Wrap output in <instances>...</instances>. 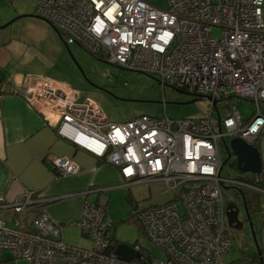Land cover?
I'll use <instances>...</instances> for the list:
<instances>
[{
    "label": "built area",
    "instance_id": "2783aa9c",
    "mask_svg": "<svg viewBox=\"0 0 264 264\" xmlns=\"http://www.w3.org/2000/svg\"><path fill=\"white\" fill-rule=\"evenodd\" d=\"M31 1L36 16L93 56L211 100L197 119L140 114L113 122L94 99L79 100L67 83L24 75L19 93L50 111L59 137L115 166L126 187L162 185L167 199L136 213L162 257L138 243L130 245L138 257L117 255L113 222L98 201L84 200L80 217L70 223L89 247L67 244L61 224L45 211L21 228L17 215L34 203L28 190L10 203L0 195V208L13 211L12 224L0 218V262L7 251L26 264H247L222 261L231 249L222 187L264 195V0H166V8L146 0ZM214 28L218 37L211 34ZM230 97L249 101L250 116L225 104ZM225 137L257 149L260 184L221 176L220 141L228 160L232 155ZM52 163L58 176L79 171L70 157H53ZM260 213L261 255H255L264 264V201Z\"/></svg>",
    "mask_w": 264,
    "mask_h": 264
},
{
    "label": "crops",
    "instance_id": "0c3cea01",
    "mask_svg": "<svg viewBox=\"0 0 264 264\" xmlns=\"http://www.w3.org/2000/svg\"><path fill=\"white\" fill-rule=\"evenodd\" d=\"M25 1L0 0V195L10 203L33 191L34 203L17 215L21 228H29L30 220L45 211L61 224L63 236L64 227L80 217L84 200H89L107 206L114 230L117 221L128 219H116L118 213L108 208V193L121 189L126 194L134 185L126 187L115 166L59 137L50 111L31 104L19 93L24 75L47 77L45 71L64 56L66 48L61 33L36 16L35 5L27 8ZM62 156L76 161L79 171L57 177L52 158ZM157 184L167 199L168 194ZM101 195L105 198L100 199ZM53 197L62 198L48 202ZM12 217L10 208H0V218L8 225ZM63 240L72 245L64 236ZM2 256L0 264H26L7 251Z\"/></svg>",
    "mask_w": 264,
    "mask_h": 264
},
{
    "label": "rangeland",
    "instance_id": "374dc122",
    "mask_svg": "<svg viewBox=\"0 0 264 264\" xmlns=\"http://www.w3.org/2000/svg\"><path fill=\"white\" fill-rule=\"evenodd\" d=\"M146 1L160 8H166V0ZM25 2L27 8L34 9L33 2L30 0ZM219 32L218 28H214L211 34L213 37H218ZM63 55L59 61L53 62L51 69H47L44 75L68 83L77 93L79 100L85 97L95 99L111 121L123 122L140 114L158 117L166 115L172 119H197L207 113L208 100L196 99L188 102L195 96L183 93L180 89L172 86H162L158 77L151 74L111 65L104 59L88 53L75 42L68 43V48H65ZM229 103L236 105L243 118L249 117L253 112V105L249 101L230 97L225 104ZM230 139V137L224 139L227 147H229ZM219 152L222 159L227 157L228 153L222 141L219 144ZM220 174L223 178L246 182L253 181L255 177L254 173H241L230 168L228 162L223 166ZM108 194L110 195L108 208L118 213L116 219L122 216L123 219H128L127 221L119 220L115 223V229L113 230L115 238L119 242L129 245L138 243L154 257H162L161 251L148 240L139 221L136 219L135 213L146 206L162 203L166 200V195L162 194L160 185L157 183L149 186L144 184L134 185L129 191L126 189V194L121 189H115ZM128 194L133 200L132 203L127 200ZM222 197L224 203L229 200H236L234 191L228 185L222 187ZM104 198L105 195L100 196V199ZM262 201H264V195H260V203ZM134 207H136L135 211H133ZM244 216L243 211H241L240 217L244 218ZM227 232L231 240V249L222 256V261L235 262L243 256V259L247 260V264H259L257 261L251 260L256 251L248 243L247 229L236 230L227 226ZM63 236L72 246L89 247L91 244L89 239L71 226L64 227Z\"/></svg>",
    "mask_w": 264,
    "mask_h": 264
},
{
    "label": "water",
    "instance_id": "95a60500",
    "mask_svg": "<svg viewBox=\"0 0 264 264\" xmlns=\"http://www.w3.org/2000/svg\"><path fill=\"white\" fill-rule=\"evenodd\" d=\"M54 29H56L54 27ZM57 30V29H56ZM64 45L66 48H68V45L66 41H63ZM183 93H187L185 91L180 90ZM189 94V93H187ZM192 96V95H191ZM196 99H201V100H211L210 96L203 95V96H196V98L191 99L188 102H192ZM215 102V100H212ZM229 148L231 150L232 155L235 157L232 161H229L228 166L230 168L236 169L241 173L244 172H251L254 174H258L261 171V160L259 157V153L257 149L249 144H247L243 139L239 137H234L230 139L229 141ZM229 158V154L226 158L223 159L222 161V166L226 163V161ZM62 197H53L51 199H48V202H53L61 199ZM225 214L227 217V225L230 228H234L237 230H240L239 222L237 221V216H236V210H235V205L232 202L226 203L225 206ZM253 236V241L254 245L256 248V253L260 257L261 251L258 245V242L255 238V234L252 232ZM115 253L121 257L124 258H132V257H138L139 254L135 253L132 249V247L124 242H119L115 246Z\"/></svg>",
    "mask_w": 264,
    "mask_h": 264
},
{
    "label": "flooded vegetation",
    "instance_id": "af4514ba",
    "mask_svg": "<svg viewBox=\"0 0 264 264\" xmlns=\"http://www.w3.org/2000/svg\"><path fill=\"white\" fill-rule=\"evenodd\" d=\"M231 158L227 160L226 163L227 162L229 163V161H232L234 159V156H232ZM230 188L234 191L236 200H229V201H226V203H229V202L234 203L237 221L240 223L239 226L241 227L240 230L245 229V228L247 229L248 231L247 233L249 237L247 239L248 243L252 247L255 248L252 232L255 234V238L258 241V231H259L260 214H261L260 208L258 207V202L260 205V195L255 194L257 192L248 191L247 189H244L242 187H230ZM253 192L254 194H252ZM241 211H243L245 215L244 218L240 217ZM255 251H256V248H255Z\"/></svg>",
    "mask_w": 264,
    "mask_h": 264
},
{
    "label": "trees",
    "instance_id": "16d2710c",
    "mask_svg": "<svg viewBox=\"0 0 264 264\" xmlns=\"http://www.w3.org/2000/svg\"><path fill=\"white\" fill-rule=\"evenodd\" d=\"M62 35V37H64V35L63 34H61ZM255 177H254V179H253V181L252 182H257V183H261V178H260V175H254ZM57 177H59V176H57ZM249 193H251V192H249ZM248 193V194H249ZM252 194H254V192L252 193ZM255 194H258V195H260L259 193H255ZM252 196V195H251ZM127 200L130 202V203H132V198H131V196H130V194H128L127 195ZM260 205H261V203H260ZM260 205H259V202H258V207L260 208ZM255 253L256 252H254V255H253V257H251V260H254V261H257V262H259L258 261V257L255 255ZM241 261V260H246V259H243V256H241L239 259H237L236 261ZM247 261V260H246ZM232 262H234V261H232Z\"/></svg>",
    "mask_w": 264,
    "mask_h": 264
}]
</instances>
